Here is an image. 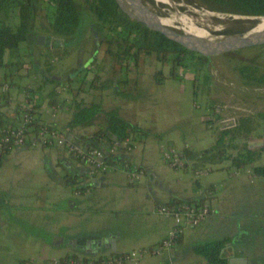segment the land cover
Here are the masks:
<instances>
[{"label":"crops","instance_id":"obj_1","mask_svg":"<svg viewBox=\"0 0 264 264\" xmlns=\"http://www.w3.org/2000/svg\"><path fill=\"white\" fill-rule=\"evenodd\" d=\"M37 37L34 43H38ZM40 47L42 53L45 47ZM106 58L96 72L101 87L77 98L100 100L104 107H115L125 119L140 127L152 126L162 136L134 143L131 151L118 146L116 160L108 162L110 168L95 172L72 158L61 143L10 148L0 160V264H43L63 256L107 255L151 246L166 237L173 225L172 218L157 213L155 207L174 199L202 200L211 211L198 225L185 228L171 249L125 264H204L191 248L224 236L230 237L221 249L227 264L228 260L264 264V176H253L249 167L226 168L228 160L194 167V159H185L183 168L169 167L161 160L160 143L180 151L183 147L201 150L212 144L216 134L203 132L202 116L201 131L193 135L194 129L184 124L187 116L178 118L183 123L179 126L168 113H156L155 106L165 110L161 103L155 105L150 76L143 73L131 79V66L125 73L111 74V61ZM37 64V71L25 67L26 82H6L0 77V92L6 94L0 99V111L6 120L15 124L20 106L30 98L39 103L35 109L38 119L50 122L77 148L101 146L99 139L90 136L100 126V118L86 127H64L72 112L70 92H58L65 103L50 116L44 95L51 86L42 83L37 75L42 74V67ZM13 74L21 75L18 71ZM62 77L66 75L53 76L55 80ZM124 78L129 82L120 81ZM166 82L164 78L162 89ZM244 117L254 120L247 115L236 119ZM244 141L255 148L264 145V126L235 138L236 144ZM102 144L106 149L107 144ZM254 164L264 165V150ZM122 165L138 173V178L130 181ZM199 169L202 171L197 173ZM70 176L75 178L71 185L67 183Z\"/></svg>","mask_w":264,"mask_h":264},{"label":"trees","instance_id":"obj_2","mask_svg":"<svg viewBox=\"0 0 264 264\" xmlns=\"http://www.w3.org/2000/svg\"><path fill=\"white\" fill-rule=\"evenodd\" d=\"M51 4L50 8L44 13L49 32L52 35L69 37L75 34L79 25L80 4L74 0H44ZM153 4L152 0H143ZM86 9L94 16V21L90 25L93 37L98 42L104 43L102 54L110 58V73H125L129 65H136L139 56L154 55L155 59L161 64H167L168 77L174 75V70L180 66L191 64L192 57L203 58V56L191 51H187L180 45L168 40L161 34L149 30L141 23L127 17L117 6L114 0H82ZM206 8L218 12H225L236 15L264 16V0H201ZM35 7L32 0H0V68L6 67L12 62V51L25 42L34 44V39H28L33 27V16ZM17 21H14L15 17ZM256 20H253L254 24ZM252 24V25H253ZM242 30H226L225 33L237 32ZM32 35V34H31ZM27 45V47H29ZM6 52L7 59L3 60ZM253 58H248L249 66L257 73V67L253 64ZM245 67V65H243ZM77 68V67H76ZM76 68L69 69L73 72ZM90 70L89 64L82 68L75 76L65 80H55L49 68H42V83L51 84L45 93V103L47 106H62L65 101L58 96V87L65 86L66 91L71 93V100L68 106L72 112L64 127L71 129L74 127H86L92 125L97 118L101 119L100 126L96 127L90 134L94 139H99L101 146L98 148L104 152L106 162L112 163L116 156L108 153L107 149L111 146H118L120 141L128 138L134 144H141L148 138L159 139L162 135L157 133L152 126L140 127L135 122L125 119L117 108L104 107L100 100L83 101L77 98L81 93L101 87L98 84L99 76L94 73L89 79L86 74ZM243 70H239L242 74ZM4 73L3 77H5ZM243 75V74H242ZM153 81L160 84L163 78L161 70L153 72ZM5 80V78H4ZM257 82L264 81V74L259 73ZM72 81V86L68 83ZM129 82L127 78L120 80ZM135 81V79H134ZM31 92V90H27ZM0 99L6 95L5 91L0 92ZM29 113L35 115L34 120L29 124L30 132L35 133L39 121L36 110L39 103L36 100L26 98ZM24 107L20 106V115ZM19 119L14 123L6 120L3 112L0 111V135L1 130L7 126H15ZM249 118L234 119L230 126H223L217 132L215 139L205 149L193 150L187 147L181 148L184 159L195 160L194 167L202 164H219L223 160H228L226 168L242 169L249 167L253 176H264V165L254 164L258 155L264 150V145L255 148L248 146L247 142L236 144L233 142L239 134H246L251 128ZM114 137V139H112ZM102 143L108 144L106 149L102 148ZM27 146V145H26ZM5 148L4 154L0 155V160L9 151ZM229 150H233L230 152ZM106 151V153H105ZM66 176V175H65ZM75 182L74 177H68L67 183L71 185ZM202 200L181 201L172 200L167 205H179L181 203L200 204ZM230 241V237L224 236L219 239L204 241L194 245L191 250L199 255L204 264H227L226 258L221 254L223 246ZM73 256V255H70ZM66 257V256H63Z\"/></svg>","mask_w":264,"mask_h":264},{"label":"rangeland","instance_id":"obj_3","mask_svg":"<svg viewBox=\"0 0 264 264\" xmlns=\"http://www.w3.org/2000/svg\"><path fill=\"white\" fill-rule=\"evenodd\" d=\"M74 1L78 2L81 7L79 25L74 35L63 37L52 35L49 32L44 13L51 4L44 0H32L35 12L32 35L30 34L28 39H35L39 35L38 43L31 42L29 45L31 50L25 42L20 43L19 47L12 51L13 57L9 59L12 63L0 68V77L6 73L4 77L6 82H26L29 78L23 74L25 67L30 66L37 71V67L34 66L35 62L36 64L39 62L43 69L47 66L54 76L57 74L67 76L71 73L68 72L69 69L80 67L88 62L86 65L89 64L90 70L86 77L90 78L101 65H104L103 58L105 57L102 55L104 43L98 42L90 29L94 16L86 9L82 0ZM152 1L153 4H147L158 15L165 17L168 13L176 12L181 18L183 28L186 27L187 18H189L195 25L207 30L209 34H222V30H245L253 24L251 18H233L234 14L210 10L201 0H173L177 4L175 8ZM195 9L199 12L205 10L213 15L200 16L199 13L193 11ZM214 13L217 14L214 15ZM14 21H17L16 17ZM177 25L175 23V26ZM179 30L184 31V29ZM186 33L195 34L196 32ZM40 36L43 38L41 39ZM40 46L45 47L42 53H39L42 51ZM5 58L7 59V55ZM248 58L254 59L253 64L257 67V73L252 70V66L247 65ZM191 61V64L176 68L174 75L168 77L169 66L167 64L159 63L154 55L139 56L136 65H129L133 67L131 79L140 78L141 74L145 73L154 83L152 74L160 69L163 76L161 82L164 78H167V82L163 89L160 87L161 83H154V92H156L154 102L155 105L161 103L165 112L157 106H155L157 109H153L158 114L168 113L171 119H176V124L179 126L183 123L178 118L187 116L188 121L184 124L194 129L192 130L193 135L201 131L198 129L200 116H202L203 132L212 136L221 127L229 126L234 119L245 115L254 118L250 123L251 128L264 126V81L254 80L259 73L264 74V44L217 54L209 59L193 56ZM240 69L243 70V75L239 73ZM15 71L21 75L16 76L13 74ZM37 75L42 79L41 74ZM68 83L72 86L73 82L68 81ZM48 85L51 86V84ZM60 87L62 86L58 89ZM0 89H2V84ZM7 89H10L9 86ZM233 142L235 143V139Z\"/></svg>","mask_w":264,"mask_h":264},{"label":"built area","instance_id":"obj_4","mask_svg":"<svg viewBox=\"0 0 264 264\" xmlns=\"http://www.w3.org/2000/svg\"><path fill=\"white\" fill-rule=\"evenodd\" d=\"M65 89V86H62L58 89V92L64 91ZM21 107H24V109L19 117V122L15 126H7L5 129L1 130L0 155L4 154L6 147L12 148L25 145L43 147L54 143H61L66 152L72 158L88 167L90 172L104 171L105 169L110 168V165L104 158L105 155L102 149L77 148L50 122L37 121V129L35 133L32 134L30 132L31 126L29 124L34 120L35 115L29 113L27 103H24ZM58 109L59 106L50 107L48 109V113L52 118L55 116V111ZM118 146L123 147L125 151H131L134 149L135 144H132L128 138H125L120 141ZM117 147H109L107 149L108 153L114 155ZM158 149L161 160L169 167L183 168L185 165V159L180 150L172 146H167L164 143H160ZM122 168L125 170L126 176L130 181L138 178L139 174L129 169L126 165H122ZM201 171L202 170L199 169L196 172L200 173ZM155 211L172 218L173 225L169 228L166 237L151 246L107 255H93L86 257L69 255L66 257L47 259L43 264H125L128 262H136L138 259L146 255H160L164 250L171 249L175 245L176 239L185 228L194 227L202 222L209 215L211 209L205 203H181L177 206L159 204L155 207Z\"/></svg>","mask_w":264,"mask_h":264},{"label":"water","instance_id":"obj_5","mask_svg":"<svg viewBox=\"0 0 264 264\" xmlns=\"http://www.w3.org/2000/svg\"><path fill=\"white\" fill-rule=\"evenodd\" d=\"M119 9L130 19H133L146 27L149 30L155 31L170 41L180 45L187 51L199 54L207 59L211 56L230 52L242 48L257 46L264 44V26L254 30L258 25L256 21L251 27L237 32L226 34H212L213 38H203L191 33H186L183 30L173 29L162 24L160 18L154 10H152L147 2L143 0H114ZM233 18H251L258 20L264 16H248V15H232ZM88 63V62H87ZM84 65L77 67L75 71L62 77V80L75 76ZM114 139V137H112ZM108 147V144L105 145ZM234 261L228 260V264ZM234 264V263H233Z\"/></svg>","mask_w":264,"mask_h":264},{"label":"bare ground","instance_id":"obj_6","mask_svg":"<svg viewBox=\"0 0 264 264\" xmlns=\"http://www.w3.org/2000/svg\"><path fill=\"white\" fill-rule=\"evenodd\" d=\"M156 2H160V3H164V4H168L170 7H173L175 8L176 7V3H174L173 0H154ZM197 13L201 15H211L212 13L210 12H207V11H197L196 9L193 10ZM217 13H214V15H216ZM213 15V14H212ZM221 17V15H220ZM188 19V22L186 23V27L183 28V25L181 24V18L177 15L176 12H171V13H168L167 16L165 17H161L160 18V21L162 22V24L166 25V26H169V27H176V28H179V29H184V31L186 32H196L194 35L196 36H199V37H203V38H213L212 34H209V32L207 30H205L203 27H198L197 25H195L191 19L187 18ZM205 19V18H203ZM175 23H177L178 25L175 26ZM185 26V24H184ZM264 26V18H260L258 19V25L255 27L254 30H257V29H260ZM219 27V26H218ZM208 29V28H207ZM216 29V28H215ZM220 29V28H219ZM217 32V31H216Z\"/></svg>","mask_w":264,"mask_h":264},{"label":"flooded vegetation","instance_id":"obj_7","mask_svg":"<svg viewBox=\"0 0 264 264\" xmlns=\"http://www.w3.org/2000/svg\"><path fill=\"white\" fill-rule=\"evenodd\" d=\"M225 31H226V30H222L221 33H222V34H226Z\"/></svg>","mask_w":264,"mask_h":264}]
</instances>
